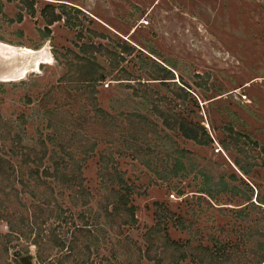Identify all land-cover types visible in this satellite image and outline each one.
I'll return each mask as SVG.
<instances>
[{
  "label": "rangeland",
  "instance_id": "1",
  "mask_svg": "<svg viewBox=\"0 0 264 264\" xmlns=\"http://www.w3.org/2000/svg\"><path fill=\"white\" fill-rule=\"evenodd\" d=\"M0 1V156L6 159L7 166L19 171L22 154L31 153L36 147L38 150L30 155L36 159L44 153L43 142L44 147H49L39 169L41 173L48 168L54 176L35 175L47 187L35 192L47 206L37 204L30 194L19 197L26 210L30 209L29 214L38 212L46 220L43 230L45 236H50L47 246L57 245L60 237L68 242L77 240L80 254L75 253L68 264H154L145 259L144 253L154 239L147 232L156 223V204H164L173 215L184 216L193 229L194 236L190 237L168 224L171 239L181 243L203 239V245L213 246L208 240L214 235L215 240L243 251L246 245L239 238L257 223L259 231L264 230V217L259 211L251 212L247 222H233L230 213L206 210L200 214L209 205L228 211L242 208L246 206H240L245 194L257 206V195L264 198V0H29L34 3L33 16L19 0ZM49 5L56 9V15H61V20L47 27L42 13L50 10ZM19 15H23L21 23L17 22ZM47 29L50 36L46 35ZM91 45L101 47V52H92ZM124 47L133 49V53L123 52ZM84 48L86 55L81 52ZM107 52L122 58L117 60L115 70L109 69L112 62ZM86 56L97 58L103 72H109L103 84L92 89L79 82L83 74L80 60ZM163 67L174 73L175 84L164 86L160 80H150ZM24 68H28V74L17 79ZM10 75L16 80L5 81ZM179 87L191 93L183 106L176 96L181 95ZM146 93L161 108H172L188 121L202 122L213 138L211 145L199 147L165 130L172 137L171 143L164 134L156 141L148 135L151 124L141 126L139 141L147 139L156 152L160 153V147L171 152L178 141L179 149L191 153L193 172L180 184L164 183L159 174L141 163L142 157L134 160L127 150L126 141L139 129L135 133L125 115L134 110L144 113L143 106L137 103L143 101ZM242 96H246L245 101ZM211 103L215 105L211 107ZM96 107L100 113L95 114ZM150 120L163 130L162 119L152 116ZM208 120L214 123L215 131ZM228 124L234 125L240 139L228 133ZM52 139L54 148L48 144ZM94 139L98 140L91 154L89 148ZM220 142L228 148L223 149ZM255 142L259 146H254ZM52 148L67 156L72 153L75 160L68 157L62 164L76 163L74 167L81 168L82 187H77L79 181H73L69 182L71 190L62 188L68 181L57 175L61 170L56 167L64 155L50 160ZM117 150L127 154L120 156ZM106 152L113 154L130 184L147 190L145 195L132 197L137 209L136 227L120 225L119 230L105 231V193L99 171ZM150 161L157 163L155 159ZM27 164L21 170L25 180L30 177V169H37L33 162ZM166 166L161 163L159 167L162 170ZM73 169H68V173ZM201 173L209 175L213 183L227 182L229 189L241 193L242 198L221 192L216 201L199 192L203 184ZM232 174L237 176L235 182L230 180ZM17 177L12 181L19 180ZM2 187L0 178V199L10 209L2 208L0 213L17 215L24 211L16 193L10 192L12 188L4 196ZM14 187L21 190L18 183ZM179 190L184 195H178ZM6 225L0 220V233L8 232ZM83 225L98 230L95 235L101 240L99 247L85 248L87 230H82ZM33 238L14 242L9 261L0 258V264H16L24 256H32V264H38ZM67 253L55 247L51 261L59 263ZM191 261L187 257L175 264H192Z\"/></svg>",
  "mask_w": 264,
  "mask_h": 264
},
{
  "label": "trees",
  "instance_id": "2",
  "mask_svg": "<svg viewBox=\"0 0 264 264\" xmlns=\"http://www.w3.org/2000/svg\"><path fill=\"white\" fill-rule=\"evenodd\" d=\"M19 1L22 4H25L24 6L28 7L30 14L33 16L35 12L34 3H30L29 0ZM49 6L50 10L47 11L48 13L45 11L42 13L47 27L52 26L56 22L61 20V15L55 14L56 9H54L52 5ZM61 8L65 13L64 6H61ZM22 21L23 15H19L17 22L21 23ZM46 35L50 36V31L48 29L46 30ZM90 48H92V52L94 50V52H101L102 50L101 47L97 49L92 45ZM123 50V52L130 55L134 51L133 49H129L128 47H124ZM81 52L84 55L87 54L85 48ZM106 56L112 62L110 64L109 69L115 70L116 68H118L119 63H117V60L120 61L122 60V58L120 56L118 57L117 53L110 52H107ZM80 61L82 64L83 74L80 75L82 78L79 82L82 83V85H86V88L91 89L97 84H103L104 80L108 77L109 72H103L104 69L99 65L97 58H95L94 56H86ZM145 65L147 66L148 64ZM156 74L157 75H153L150 80H160L161 84L164 86H168V84L172 83L175 84V82H173L175 80L174 73L168 70L167 68L163 67L162 69H158ZM117 81L120 82L119 80ZM118 84L122 85L123 83ZM179 90L181 92V95L177 94L176 96H178L182 100L181 106H183L184 102L186 101L188 96H190L191 93L186 88L179 87ZM142 98L143 101L137 104H141L140 106H143L142 109L144 113H141L139 110H134L128 112L127 115H125L126 120L131 125V129L132 126H134L135 133L137 132V127L139 129V133L133 135V137H131L129 141H126V146L127 150L129 151V155L133 156L134 160L138 159L139 157H142V160H140L141 163L145 164L149 170H151L152 168V171L154 173L159 174V176L162 177V181L164 183L167 182L168 184H170L169 186H173L174 183L180 184L183 181L189 179L190 173L193 172L194 161L193 158L190 156L191 153L186 151L185 149H179L178 141L175 142V148L171 150V152L170 149L167 147H160L158 149H161L160 153L156 152L155 148L152 149V146L147 139L142 140L141 138L142 141H139V138L141 136L139 134H143V129L141 126H148L149 124H151L152 131L148 132V135L150 134L151 137L156 141H160V137H162V134H164L165 140L171 143L172 137L169 136L166 131L182 136L186 142H193L199 147L211 145L213 143V138L211 137L208 129L204 126L202 122L197 123L194 121H188L187 119H184L178 114L174 113L172 108H161L158 103L156 104L151 100V98L148 97L147 93L144 94ZM214 105L215 103H211L210 106L212 107ZM99 110L100 109L96 107L95 114L100 113ZM152 116L159 117L163 120V130L158 129V126L155 125V123H152V121L150 120ZM231 122L235 121L232 120ZM208 125L215 131V126L213 122L208 120ZM226 127L228 133L231 136H233L235 139H240L241 135L236 132V130L234 129V125L228 124ZM2 134L3 131H0V138ZM144 137L146 138V135H144ZM97 140L94 139L91 148H89V152L91 154L95 151V147L97 144L95 143V141ZM0 141L3 142L2 139H0ZM42 144L44 153L41 157L37 156L36 159H33V157L30 156L32 153L38 150L36 147H33L31 153L21 155L23 161L22 165L19 166L20 176H18V168H10L9 166H7L6 159L4 160L2 158V155L0 156V178L3 186L1 192L2 194H4V196H6L7 189L12 188L10 192L16 193L17 201L19 202L18 204L21 206V210L24 209V211H18L17 215H13V213L8 214L9 212L7 214L0 213V220L4 221L7 224L6 226H8V232L6 234L0 233V258H3V261H9V252H13L14 242L19 241L21 239L30 240L33 237L34 238L32 243L36 247L35 259L37 260L38 264H68L71 263V259L75 255V253L77 255L80 254V250L77 245V240H72L71 242H68L66 238L62 239L60 237V241H58L57 245L53 246L52 243H50L47 246L48 242L50 241V236L48 237L47 235H44L43 225L45 224L46 220H43L38 212H33V214H29V212H31L30 209L26 210L25 205H23V203L19 201V197H22L26 194H30L31 196L35 197V199L37 200V204L47 206V204L42 201L39 195L35 193L41 192L43 188H47L42 182L39 181L40 177H35V175H44V177L54 176L53 171L50 172V169L48 168H44L43 171L40 173L39 167L43 165L45 158H47L48 150L50 152L48 146L47 148L44 147L45 142H43ZM48 144H50L54 148V139L48 140ZM220 144L222 145L223 149L228 148L224 142H220ZM253 144L254 146H259L256 142ZM53 148L51 150L52 153L50 160L55 161L57 160L56 158H58L60 155H64V153H56ZM117 152L120 156H125L127 154V152H122L118 150ZM85 153L88 152L85 151ZM68 157L69 159H71L72 162L75 160V157L72 155V153L68 156L64 155L63 159H61L60 166L56 167L60 168L61 170V174L57 175L61 176L64 181H68L67 183H64L62 185V188L64 190H71L72 186L69 182L73 181H79V183H77V187H82L81 168L78 166L74 167L76 166V163L72 164L70 162H67L62 164ZM149 157L152 160L155 159L157 163H153L152 161H150ZM29 162H33V164H36L37 169H30V177L25 180L21 178V170L22 167L28 166L27 163ZM100 163L101 167L99 171V177L103 182L102 188L105 193L103 198L105 205L103 207V212L105 215L104 218L106 219L105 231H109V229L111 230L112 228H116L119 230L120 225L136 227L138 221L136 217L137 209L132 204V197L145 195L147 193V190H138L132 184H130L129 181L125 179V174H123L118 169L116 159H113L112 153H103ZM161 163L167 165L166 169H160L159 166ZM72 168L75 169L68 173V169L71 170ZM201 175L203 176V184L202 189H200L199 192L206 194L208 197L216 200V198L221 195V192H226V194L230 193L234 196V198L241 197V193H234V191L229 189V185L227 182L225 183L222 180L219 183H213V180L209 175L203 173H201ZM16 177L19 180L12 181ZM236 179L237 176L235 174H232V176L230 177L231 182H235ZM5 182L7 183V185L4 186L3 184ZM34 182L38 183L32 186ZM14 183H18V185L21 187L20 191L18 189H15ZM218 185H222L223 188L221 190H218ZM227 188L229 189L228 191ZM246 188L249 189L247 185ZM173 189L178 190V187H174ZM215 190L219 192L215 193ZM177 194L180 196L184 195L182 190H179ZM245 198L246 199L243 201V204H241L240 206H246L242 208L231 209L228 211L225 208L217 209L209 205V207H207L204 211H202L203 208L201 207L202 209L200 214H204L206 210L224 215L230 213L232 215L233 222H237L238 220L247 222L249 220L250 213H254V211H259V214L264 217V210L261 209L262 207H264V198L260 199L259 195H257V203L259 204L258 206L251 202L252 199L250 196H246L245 194ZM73 201H71V204H73ZM10 205L11 204L9 203V206ZM75 206H77V204H75ZM156 207V223L147 232V236H149L150 239L151 237L154 238L150 240V246L144 253V257L148 262H154V264H175L176 262L187 260V257H190L192 260V264H264V230L262 232L259 231L258 223L255 227H253L249 232L246 233V236H244L243 238H239V241L244 246L246 245L243 251H240L238 247H233L231 244L221 243L218 241V239L215 240L214 235L211 236L208 240L210 243H213V246H211L210 244L203 245L201 242L203 239H194L193 241L188 240L181 243L179 241L171 239V236L167 231V226L171 223L173 224V226H175L176 229L180 230L181 232H187L190 237L194 236V231L193 229H191V226L188 225L185 217L179 214L173 215L169 213L168 209H166V206L164 204H156ZM2 208L8 209L9 207L6 206V203L3 201V199H0V209ZM110 209L112 210L110 211ZM109 211L111 213H105ZM49 218H51V216L48 217V219ZM79 219H82V217H79ZM81 228H83L82 230H87V236H85V239L87 240L85 248L87 250H91L92 247L97 248L101 245V240L95 235V232H98V230H93L88 225H83V227ZM194 242H197L198 244L196 246H193L192 243ZM55 247L60 248L61 251H68L65 257L61 259V262L59 263L51 261L53 250ZM152 250L155 252L154 254L151 253ZM25 252L29 254L28 249ZM140 254L141 250H139V259L141 258ZM109 260L107 261L108 263ZM16 264L22 263L19 260H16Z\"/></svg>",
  "mask_w": 264,
  "mask_h": 264
},
{
  "label": "bare ground",
  "instance_id": "3",
  "mask_svg": "<svg viewBox=\"0 0 264 264\" xmlns=\"http://www.w3.org/2000/svg\"><path fill=\"white\" fill-rule=\"evenodd\" d=\"M25 50V52L27 51V52H29V53H31L32 51L30 50V49H24ZM36 59V58H35ZM37 60V59H36ZM36 67H38V64H37V66ZM28 72H29V70H28V68H24L22 71H21V74L20 75H17L18 76V78L17 77H14V76H12V75H10V76H8V78H6L5 79V81L7 80V81H15L16 80V78L17 79H22V78H24L27 74H28ZM1 81V80H0Z\"/></svg>",
  "mask_w": 264,
  "mask_h": 264
},
{
  "label": "water",
  "instance_id": "4",
  "mask_svg": "<svg viewBox=\"0 0 264 264\" xmlns=\"http://www.w3.org/2000/svg\"><path fill=\"white\" fill-rule=\"evenodd\" d=\"M32 256H24L19 259L22 264H32Z\"/></svg>",
  "mask_w": 264,
  "mask_h": 264
},
{
  "label": "built area",
  "instance_id": "5",
  "mask_svg": "<svg viewBox=\"0 0 264 264\" xmlns=\"http://www.w3.org/2000/svg\"><path fill=\"white\" fill-rule=\"evenodd\" d=\"M242 99L245 101V99H246V96H242Z\"/></svg>",
  "mask_w": 264,
  "mask_h": 264
}]
</instances>
